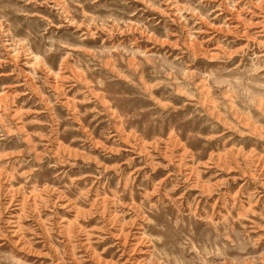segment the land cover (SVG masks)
Returning <instances> with one entry per match:
<instances>
[{"label":"rangeland","instance_id":"374dc122","mask_svg":"<svg viewBox=\"0 0 264 264\" xmlns=\"http://www.w3.org/2000/svg\"><path fill=\"white\" fill-rule=\"evenodd\" d=\"M0 264H264V0H0Z\"/></svg>","mask_w":264,"mask_h":264},{"label":"bare ground","instance_id":"6f19581e","mask_svg":"<svg viewBox=\"0 0 264 264\" xmlns=\"http://www.w3.org/2000/svg\"><path fill=\"white\" fill-rule=\"evenodd\" d=\"M105 238V237H104ZM160 262V261H159Z\"/></svg>","mask_w":264,"mask_h":264}]
</instances>
